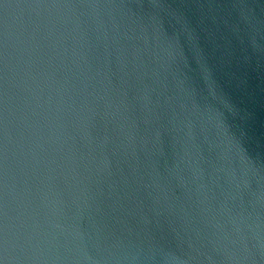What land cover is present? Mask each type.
I'll list each match as a JSON object with an SVG mask.
<instances>
[{
	"label": "water",
	"instance_id": "1",
	"mask_svg": "<svg viewBox=\"0 0 264 264\" xmlns=\"http://www.w3.org/2000/svg\"><path fill=\"white\" fill-rule=\"evenodd\" d=\"M0 264H264V0H0Z\"/></svg>",
	"mask_w": 264,
	"mask_h": 264
}]
</instances>
